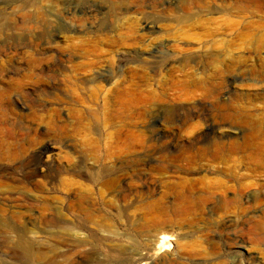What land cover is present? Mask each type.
Returning a JSON list of instances; mask_svg holds the SVG:
<instances>
[{"label": "rangeland", "instance_id": "rangeland-1", "mask_svg": "<svg viewBox=\"0 0 264 264\" xmlns=\"http://www.w3.org/2000/svg\"><path fill=\"white\" fill-rule=\"evenodd\" d=\"M24 1L30 0H0V66L24 69L29 53L48 59L55 48L69 53L75 47L77 54L63 65L87 62L103 72L114 71L113 79L101 85L106 90L113 82L134 85L125 100L136 108L129 112L108 108L105 102L118 99L105 92L98 100L86 92L65 94L52 85V73H48L51 81L45 79L46 87L26 85L5 96L0 104V264H143L137 260L140 254L148 256L150 264H264V191L238 188L254 182L251 164L264 158V78L250 76L248 63L226 76L229 100L223 101L222 94L198 96L189 110L147 108L172 82L186 85L190 78L201 82L200 87L215 83L205 52L198 51L196 60L186 59L184 51L196 52L206 41L209 19L233 16V3L217 1V10L210 11L209 0H157L155 8L147 4L152 0H125L130 15L120 22L124 16L117 14L123 7L109 0H33L26 7ZM138 5L153 22L149 32L137 22ZM37 9L52 21L51 34L42 35L29 22L27 16L34 17ZM130 26L135 35L125 39ZM154 51L173 62L172 68H166L167 61L151 58ZM20 52L24 55L16 57ZM135 53L140 59L134 58ZM105 61L113 62L114 70L105 68ZM48 63L56 72L55 62ZM65 70L66 76L74 74ZM15 78L16 74H8L0 86ZM207 103L209 109L204 107ZM227 108L233 115L228 122L222 118ZM244 114L249 121L245 129L239 125ZM213 136L215 142L210 141ZM46 145L54 147L51 162L41 155ZM195 160L197 165L190 168ZM105 179L115 182L111 192ZM218 180L224 188L206 208L176 197L204 196L207 182ZM64 181L79 183L77 193L90 199L83 211L77 209V196L66 193ZM68 200L74 202V214L67 219L75 223L91 219L85 232L91 236L88 244L77 250L61 226ZM24 246L32 256L24 253Z\"/></svg>", "mask_w": 264, "mask_h": 264}, {"label": "bare ground", "instance_id": "bare-ground-1", "mask_svg": "<svg viewBox=\"0 0 264 264\" xmlns=\"http://www.w3.org/2000/svg\"><path fill=\"white\" fill-rule=\"evenodd\" d=\"M45 1V0H43ZM146 1V0H145ZM144 1V2H145ZM217 1H221L223 3H233V9H234V14L231 17H225V18H221L220 20H216V19H209L208 23L211 26L209 28V32L208 34H206V41L199 47V49L195 52V51H191V50H186L184 51V53L186 54V56H188L186 59H193L196 58V60L198 58H200V56H197L196 53L198 51H204L205 53H203V57L205 59H207V61L209 62V65L211 67H213V72H212V76L215 79V83L212 84L210 83L208 85L204 87H200V83H196L194 80L188 78L187 83L185 80V84L186 85H179L176 84L174 82L170 83L166 88H164L162 90V94H159L157 96V98L155 99L156 102H152L154 104L151 103V100L149 101L151 104L148 103L147 108L152 109V108H162V107H166L169 108L170 110H176V109H182V110H189L193 107V105L196 103L195 99H197L198 96H207V97H211L215 96V95H221V98L223 99V101H226L227 99L229 100V96H228V92L225 91L224 88V80L226 79V76L232 72V71H238L242 68V65L244 66L245 64H250V68L248 70V73L250 76L255 77V78H264V0H209L208 4H207V8L212 11V10H217V6L215 5ZM109 2H111L112 4H119L121 5L123 8L119 9V11H121L122 13L117 14L118 16H124L122 18H120V22L122 21V19H126L128 14V8L129 5L125 4V0H109ZM143 1H141L140 3H142ZM143 2V3H144ZM157 0H152L151 3H147L152 5L153 8H155ZM32 3H34V1L30 0V1H24V4L26 6H30ZM136 3V2H135ZM101 4H104L103 2ZM93 8V7H92ZM133 8V7H132ZM142 6L138 5L135 8L136 14L138 13L139 18L137 19L138 24L143 28V30L149 32L152 30L153 28V22L150 21L149 19H147L144 15L141 14L142 11ZM85 10V9H84ZM97 10V9H96ZM81 12V11H80ZM112 11L109 9L108 13H111ZM91 13V12H90ZM93 13V12H92ZM85 14V13H84ZM27 15V14H26ZM94 15V14H93ZM111 17V14L109 15ZM24 18H26L24 16ZM27 18H29V22L31 24H34L35 29H37L42 35H49L52 32V21L48 18V16L46 15V13L44 11L40 12V10H36L35 11V15L34 17L32 15H28ZM88 18V17H87ZM129 19V18H128ZM127 22V21H126ZM125 23V21H124ZM29 24V23H28ZM13 25V24H12ZM126 25V24H125ZM129 25V24H128ZM216 25H218V27H216ZM15 26V28H17V25H13ZM126 27V26H125ZM126 29V28H125ZM126 31V30H125ZM135 31V30H134ZM134 31L132 29V26H130L127 29V32H125V34L122 36L125 39L127 38H131L133 37ZM219 31H222L221 35L223 36V38L219 39ZM137 38V37H136ZM137 41V39H136ZM135 41V42H136ZM126 43V42H125ZM134 43V42H133ZM136 44L138 45V47L141 45L140 42H136ZM75 45V44H74ZM129 45L130 44H126ZM125 45V46H126ZM144 45V44H143ZM70 46V45H69ZM124 46V47H125ZM133 46V45H132ZM143 48V47H142ZM80 49V48H79ZM82 49V48H81ZM141 49V48H140ZM77 49L75 47H70V52L67 53L66 51L62 50V49H57L55 48L52 52L50 51V56L48 57H40L39 55L35 54V53H29V55L26 56V65L24 66L25 68H21L20 66H12L9 67L7 65H1L0 66V80H5L4 78H7L8 74L10 73H14L17 75V78H15V80L11 81L10 84L6 85V86H0V104L2 103L3 99L5 98V96L12 92V91H16V92H21L24 87L27 86H37V85H41V87H46L45 83L47 82L45 79L49 78L50 76H48V73H52V76L50 77L52 80V85L56 86L57 90L60 88V90L62 89L63 93L65 94H76L77 91H79L81 94H84V92L89 93L90 97L94 100H98L102 93L105 92V96L109 98V96L114 99L117 98L118 101L116 103L113 104H108V102L106 104V106L108 108H114L116 110L119 111H128L131 110L133 108H136L135 105L132 104L131 101L125 100L126 98H128V96L131 94V87L134 86L131 83V86H125V82H121L118 83H114L112 84L110 89L104 88L103 85H101V83L103 82H107V81H111L112 78V73L114 74V71L110 72V71H102L100 70L99 67H97L95 64L93 63H82L79 65H71V66H66L63 65L66 63H69V59L72 56H75L77 54ZM87 51V50H86ZM90 52V51H87ZM242 52H245V55H241ZM122 53V52H121ZM28 54V53H27ZM150 54V53H149ZM157 54L159 55V57L157 56ZM23 56V52L17 53V56ZM119 55V54H118ZM151 58H159L161 59V61H167L166 64V68L167 69H171L173 66V62H168L169 60H166L167 57L162 56L160 53H158V51H154L153 53L150 54ZM197 56V57H195ZM15 57V58H16ZM19 58V57H18ZM134 58H139L140 59V55L138 53L134 54ZM123 60V55H121L120 59L118 60V65L122 62ZM48 62L54 63V65L56 66V72L55 70L51 69V65H49ZM160 63V61H157L156 64L158 65ZM249 64L247 66H249ZM49 65V66H48ZM105 65V68H109L110 70H112L113 68H115L114 63L110 62V61H105V63L103 64V66ZM163 66V65H162ZM165 67V66H164ZM54 68V67H53ZM118 71L121 72V68L122 66H118ZM65 69H69V71L71 70V73H82L81 76H66L65 74H63L62 72ZM158 68H156L157 70ZM21 71H24V73H20ZM114 70V69H113ZM139 70V69H138ZM142 70V69H141ZM139 70V71H141ZM161 70V69H160ZM67 71V70H65ZM64 71V72H65ZM137 71V70H136ZM241 72V71H240ZM70 73V72H69ZM138 73V72H137ZM136 73V74H137ZM173 73V72H172ZM171 73V74H172ZM242 73V72H241ZM61 75L60 77H63L62 79H59L58 76ZM10 78V76H9ZM49 78V80H50ZM133 79V78H132ZM143 79V78H142ZM50 80V81H51ZM184 80V78H183ZM197 80V79H196ZM61 81L63 82V84H61ZM129 81V80H128ZM135 81V80H134ZM168 81V80H167ZM174 81V80H173ZM177 81V80H176ZM175 81V82H176ZM205 81V80H204ZM137 82V81H136ZM207 82V81H206ZM210 82V81H209ZM9 83V82H8ZM93 83V86L90 88H87V85ZM108 83V82H107ZM128 83V82H127ZM169 83V82H168ZM179 83V82H178ZM129 84V83H128ZM127 84V85H128ZM158 85V84H157ZM165 85V84H164ZM202 86V84H201ZM48 87V86H47ZM136 88V87H135ZM41 89V88H40ZM133 89V88H132ZM152 90V89H151ZM137 91V90H136ZM135 91V92H136ZM161 91V90H160ZM134 92V93H135ZM146 92V91H145ZM15 93V92H14ZM140 93V92H139ZM156 93V92H155ZM141 95V93H140ZM81 96V95H79ZM104 96V95H103ZM135 96V95H134ZM146 96V95H145ZM144 96V97H145ZM148 96V94H147ZM146 96V97H147ZM151 96V94H150ZM137 97V96H136ZM143 97V98H144ZM220 97V96H219ZM218 97V98H219ZM141 98V97H140ZM201 98V97H199ZM204 98V97H203ZM217 98V99H218ZM220 98V99H221ZM152 99V98H151ZM130 100V99H129ZM132 100V99H131ZM143 100V99H142ZM93 101V100H92ZM116 101V100H115ZM219 101V99H218ZM193 102V104H192ZM217 102V101H216ZM111 103V102H110ZM144 103V102H143ZM146 103V102H145ZM215 103V102H213ZM230 103V102H229ZM104 104V106H105ZM100 105V104H99ZM206 106H204L205 108L210 107V105L207 103L205 104ZM94 106V105H93ZM212 106V105H211ZM96 108H100L98 106H95ZM203 107V109H204ZM228 107V106H227ZM244 107V106H243ZM94 109V108H93ZM168 109V110H169ZM218 109V110H217ZM231 109V108H230ZM219 111V107H213L211 109ZM223 110V109H222ZM241 110V109H240ZM134 111V110H133ZM249 111V110H247ZM129 112V111H128ZM224 113H222V118L228 122L229 120L231 121V119L233 118V115L231 113V111H229V109H225L223 111ZM247 113V112H246ZM245 113V114H246ZM242 116V119L240 120V127H243V129L247 128L249 126V121L247 120L246 115ZM221 116V115H219ZM251 116V115H249ZM252 119V118H251ZM168 120V119H167ZM233 120V119H232ZM186 121V120H185ZM237 121V120H236ZM252 121V120H251ZM178 122V121H176ZM179 123V122H178ZM183 123V122H182ZM225 123V122H224ZM255 123V122H254ZM53 124V123H52ZM177 124V123H176ZM226 124V123H225ZM256 124V123H255ZM183 125V124H182ZM210 125V124H209ZM51 126V125H50ZM57 126V124H56ZM178 126V125H177ZM217 126V125H216ZM262 127V126H261ZM217 128V127H216ZM220 129V128H219ZM241 129V128H240ZM242 129V130H243ZM253 129V128H252ZM263 129V128H262ZM240 131V130H239ZM212 133V132H211ZM248 135V134H247ZM252 135V134H251ZM216 136V135H215ZM247 137V136H246ZM245 137V138H246ZM250 137V136H249ZM1 138V137H0ZM244 138V137H243ZM216 137H210V141L215 142ZM253 139V138H252ZM246 140V139H245ZM244 140V141H245ZM1 141V140H0ZM243 141V142H244ZM2 142V141H1ZM0 142V152L1 149H3V144ZM258 142V141H257ZM256 142V143H257ZM260 142V141H259ZM5 143V142H4ZM232 143V142H231ZM230 143V145H231ZM247 144V142H244ZM251 143V142H250ZM253 143V142H252ZM216 144V143H215ZM264 144V143H263ZM208 145V144H207ZM245 145V144H244ZM243 145V146H244ZM259 145V144H258ZM261 145V144H260ZM212 146V145H211ZM218 146V144H217ZM229 146V145H227ZM191 147V146H190ZM204 147V146H203ZM202 147V148H203ZM207 147V146H205ZM216 147V146H215ZM247 147V145H246ZM250 147V146H249ZM247 148V149H251V148ZM260 147V146H259ZM212 148V147H211ZM210 148V149H211ZM230 148V147H229ZM239 148V147H238ZM255 147H253L254 150ZM189 149V148H188ZM191 149V148H190ZM199 149V148H198ZM208 149V148H207ZM220 149V148H219ZM237 149V148H235ZM234 149V151H236ZM52 150H54V147L51 145H46L44 148V153L41 155H43L45 157L46 155V160H48L49 162L53 161L54 158L52 157V155H49L50 152H53ZM94 150V149H93ZM204 150V148H203ZM216 150V149H215ZM244 150V149H243ZM252 150V149H251ZM258 150V149H257ZM96 152V151H93ZM212 152V151H211ZM256 152V151H254ZM203 153V152H202ZM262 153V152H261ZM4 154V153H3ZM2 154V155H3ZM199 154V152H198ZM215 154V153H214ZM260 154V153H259ZM95 155V154H94ZM201 155V154H200ZM195 156V154L193 155V157ZM204 156V155H203ZM249 156V155H248ZM168 157V156H167ZM181 157V156H180ZM190 157V156H189ZM197 157V156H196ZM195 157V158H196ZM220 157V156H218ZM223 157V156H222ZM0 158H1V153H0ZM256 158V157H254ZM164 159V158H163ZM165 159L166 156H165ZM171 159H173V156H171ZM175 159V158H174ZM173 159V160H174ZM190 159V158H189ZM188 159V160H189ZM200 159V158H199ZM217 159V158H216ZM231 159V158H229ZM1 160V159H0ZM3 160V159H2ZM93 160V159H92ZM95 160V158H94ZM172 160V161H173ZM187 160V159H186ZM205 160H206V156H205ZM225 160V159H224ZM193 161V160H192ZM223 161V160H222ZM221 161V162H222ZM232 161V160H230ZM229 161V162H230ZM234 161V160H233ZM239 161V160H238ZM250 161V159H249ZM190 162V160H189ZM210 163V160L208 161ZM212 162V161H211ZM225 162V161H224ZM227 162V160H226ZM247 162V161H246ZM252 162V161H250ZM170 163V162H169ZM167 163V164H169ZM177 163V162H176ZM217 163V162H216ZM233 163V162H232ZM231 163V166H232ZM245 163V162H244ZM204 164V163H203ZM206 164V163H205ZM213 164V163H212ZM219 164V162H218ZM249 164V163H248ZM251 164V163H250ZM172 165V164H170ZM181 165V164H180ZM196 160L195 162H191L188 164V166L190 168L196 166ZM209 165V164H208ZM201 166V165H200ZM204 166V165H203ZM176 167V166H175ZM188 167V168H189ZM225 167V166H224ZM251 178L254 179V182L249 183V184H243L241 186H239V190L242 191L244 189H250L253 188L256 192H263L264 191V158L263 157H258L255 159L254 162H252L251 164ZM63 168V167H62ZM161 168V167H160ZM164 168V167H163ZM177 168V167H176ZM175 168V169H176ZM202 168V167H201ZM223 168V167H222ZM235 168V165H234ZM233 168V169H234ZM36 169V168H35ZM61 169V168H60ZM169 169V168H168ZM181 169V168H180ZM179 169V170H180ZM221 169V168H220ZM224 169V168H223ZM227 169V168H226ZM231 169V167L229 168ZM236 169V168H235ZM245 169V167H244ZM167 170V169H166ZM186 170V169H185ZM190 170V169H189ZM248 170V169H247ZM261 170V171H260ZM234 171V170H233ZM232 171V172H233ZM33 172V171H32ZM231 172V177L234 178L236 177L237 174H233ZM235 172V171H234ZM249 172V171H248ZM35 173V172H34ZM66 172H63V174H65ZM190 173V172H189ZM225 173V172H222ZM236 173V172H235ZM61 174V173H60ZM58 175L59 177H61L62 175ZM228 174V173H227ZM248 175V174H247ZM79 176H85V174L79 175ZM227 176V175H226ZM58 177V178H59ZM244 177V176H243ZM28 178V177H26ZM33 178V177H32ZM29 179V178H28ZM27 180V179H25ZM94 181V180H93ZM105 181V182H104ZM189 181V180H188ZM205 182V181H204ZM103 183L108 187H110V192H111V187H113L114 185V180H108L105 179L103 180ZM190 183V182H189ZM40 184V183H39ZM100 184V183H99ZM239 184V183H238ZM36 185V183H35ZM224 185V183H223ZM222 185V183L218 181H212V182H207L206 188H204L203 190H205L206 192L204 193V196H199L196 199L192 198L190 195H185L183 196V194H176L177 199H182L185 202H187L188 204L191 205H197V206H204L206 208V206L208 205V201L211 200V198L215 195V193L217 194V191H222V189L224 188ZM37 186H39L37 184ZM77 187L81 186L79 185V183L73 182V181H64L63 182V188L66 190V193L68 194V196L70 197L71 194L77 196L76 198V206L77 209L80 211L84 210V205L86 203V197H84L83 195H81V191L78 194L77 192L79 191V189H77ZM192 187V186H191ZM228 188V187H227ZM237 189V188H236ZM226 190V189H224ZM127 191V190H126ZM186 191V190H185ZM239 191V193H240ZM109 192V190H108ZM122 192V191H121ZM226 193V191H224ZM83 193V192H82ZM222 193V192H221ZM238 193V194H239ZM86 194V193H84ZM192 194V193H191ZM89 195V194H86ZM118 195V194H117ZM121 195V194H120ZM195 195V194H194ZM241 195V193H240ZM256 196V195H255ZM72 197V196H71ZM70 197V198H71ZM92 197V196H90ZM215 197L217 198V196L215 195ZM75 198V197H74ZM120 198V197H119ZM254 198V196H253ZM53 199V198H52ZM90 200V199H89ZM87 200V201H89ZM216 200V199H214ZM98 201V200H97ZM122 201V200H121ZM125 201V200H124ZM176 201V200H175ZM183 201V202H184ZM254 201H257L254 199ZM182 202V203H183ZM215 202V201H214ZM73 203L70 200H68L67 202V208H66V212H65V217L64 220L62 222V229L65 235V237H69L70 239H72L75 243H76V250L78 248H82L84 246H86L88 244V240L91 236L88 235V224H90V220H83L82 223H75V221L67 219V217H73L74 211H73ZM90 203H92L90 201ZM107 203V202H106ZM207 203V205H205ZM212 203V202H211ZM110 203H108L109 205ZM113 204V203H112ZM214 204V203H213ZM221 204V203H220ZM259 204V203H258ZM217 205V204H216ZM186 206V204H185ZM111 208V207H110ZM221 207H219L220 209ZM189 209V208H188ZM152 211V209H149ZM184 210V209H183ZM206 210V209H205ZM80 211V212H81ZM73 213V214H72ZM78 213V212H77ZM187 213V212H186ZM53 215V214H52ZM191 215V214H190ZM90 216V215H89ZM197 216V215H196ZM84 217V216H83ZM88 217V216H87ZM192 217V216H191ZM57 219V218H56ZM55 219V220H56ZM187 219V218H186ZM77 220V219H76ZM80 221V220H79ZM87 222V223H86ZM99 222V221H98ZM103 222V221H102ZM105 222V220H104ZM58 223V222H57ZM56 223V224H57ZM101 224V223H100ZM59 225V224H58ZM98 225V224H97ZM107 225V224H106ZM60 227V226H59ZM107 227V226H106ZM100 228V227H99ZM98 228V229H99ZM110 228V227H109ZM157 228V227H156ZM111 229V228H110ZM161 229V228H160ZM90 230V229H89ZM102 230V229H101ZM155 232V231H154ZM161 232V231H160ZM62 233V234H63ZM110 233V232H109ZM157 234V233H156ZM109 235V234H108ZM159 235V234H158ZM111 237V235H109ZM162 237V235H161ZM164 237V236H163ZM160 238V237H159ZM153 240V239H152ZM151 240V241H152ZM156 240H158L156 238ZM150 242V241H149ZM163 243H165V241L160 242V245H162ZM20 244V243H19ZM169 244V243H168ZM23 245V244H21ZM168 246V245H167ZM24 248V253L27 256H32V252L30 251L29 248L27 247H23ZM166 252V251H165ZM66 252L64 251V256H65ZM40 253H36L35 256H40ZM140 257H138V261L139 262H143V264H150L148 260H150V258L148 256L143 257L144 255L141 256V254L139 255ZM148 261V263H147ZM146 262V263H145ZM136 263V262H135Z\"/></svg>", "mask_w": 264, "mask_h": 264}]
</instances>
